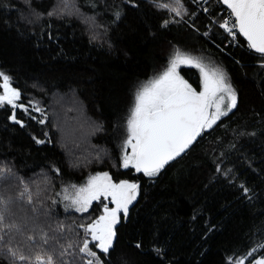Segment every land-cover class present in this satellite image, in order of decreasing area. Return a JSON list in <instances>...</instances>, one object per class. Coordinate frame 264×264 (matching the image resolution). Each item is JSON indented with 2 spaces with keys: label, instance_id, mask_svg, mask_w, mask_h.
I'll list each match as a JSON object with an SVG mask.
<instances>
[{
  "label": "trees",
  "instance_id": "trees-1",
  "mask_svg": "<svg viewBox=\"0 0 264 264\" xmlns=\"http://www.w3.org/2000/svg\"><path fill=\"white\" fill-rule=\"evenodd\" d=\"M216 1L183 0L187 12L177 16L152 0H0V71L27 108L15 109L21 125L10 119L11 106L0 107V197L7 201L0 228L19 227L0 233V264H15L9 247L33 259L52 255L55 264H86L85 240L104 264H230L264 242V57L227 43L198 8L213 15ZM176 50L223 70L237 106L148 177L123 167L108 83L123 80L137 91ZM177 71L202 90L199 68ZM99 171L139 185L107 257L81 227L103 213L105 200L80 212L61 197ZM25 187L31 203L20 195Z\"/></svg>",
  "mask_w": 264,
  "mask_h": 264
},
{
  "label": "snow or ice",
  "instance_id": "snow-or-ice-1",
  "mask_svg": "<svg viewBox=\"0 0 264 264\" xmlns=\"http://www.w3.org/2000/svg\"><path fill=\"white\" fill-rule=\"evenodd\" d=\"M152 2L157 8L167 9L177 16L187 12L183 0H172L171 3H163L161 0ZM25 3H29V0H25ZM222 3L230 12L229 19H225L220 27L234 38L238 30L239 34L246 38L248 47L264 57V0H222ZM115 15L117 19L120 18L119 12ZM169 22L165 20L162 26L166 27ZM180 65H194L200 69L201 91H196L180 76L177 71ZM0 89L3 90L0 92V107L5 104L11 106L14 111L10 119L22 125L16 118L15 109L19 107L27 111V108L23 104H17L21 92L12 86V78L3 71H0ZM236 106V91L223 70L218 68L209 70L197 58L176 50L166 70L144 83L135 94L127 120L128 135L124 142L125 149L130 147L131 151H125L123 167L132 166L137 172L155 177L165 165L189 149L203 130L211 128ZM36 111L40 109L36 108ZM37 143L44 141L38 140ZM70 187L74 192L70 196H65V199L70 200V206L80 212H86L91 203L101 197L112 198L115 207L109 208L105 204L103 215L86 227L81 225L85 232L90 234L92 241L97 242L94 246L107 257L110 251L114 250L115 225L119 221V214L123 211L127 216L128 206L136 200L139 185L128 181L113 183L109 174L104 172L90 177L87 184L81 187L77 188L76 185ZM243 190L245 193L249 191L247 188ZM20 195L21 197L27 195L28 202L31 203L32 196L27 187ZM0 205L3 209L7 207V201L2 197ZM3 209H0V225L5 221ZM11 229L19 231L17 225L11 224L0 228V233H7ZM28 239L34 240L33 237ZM42 239L45 244L48 243L46 236ZM3 241L4 236L0 235V242ZM260 249H264V242L258 243L235 260L229 257L230 264H245ZM79 252L91 257L86 264H104L97 252L91 250L87 240ZM7 254L12 257L15 264H55L52 255L38 254L33 259L22 253L18 255L11 247L7 249ZM63 254L62 252L61 255ZM250 264H264V256L251 259Z\"/></svg>",
  "mask_w": 264,
  "mask_h": 264
},
{
  "label": "rangeland",
  "instance_id": "rangeland-1",
  "mask_svg": "<svg viewBox=\"0 0 264 264\" xmlns=\"http://www.w3.org/2000/svg\"><path fill=\"white\" fill-rule=\"evenodd\" d=\"M211 70V68H207ZM214 69V68H212ZM157 77V76H156ZM155 78V77H154ZM153 79V78H151ZM149 81V80H148ZM146 83V82H145ZM108 95H107V103L109 106V111L114 116L116 122V142L119 148V152L121 155V158L123 159V155L125 151L128 152L131 151V148L128 147L125 149L124 142L127 139V120L130 115V110L133 107L134 104V98L137 91H133L130 89L127 82H124L123 80H113L108 83ZM214 109H210V111H213ZM105 172V171H104ZM103 171H99L97 173H91L86 176V178L78 183L76 186L81 187L85 184H87L90 177L97 175L98 173H104ZM113 182V181H112ZM115 183V182H113ZM74 190L72 188L68 189L67 191L63 190L61 197L64 200V206H70L71 202L70 200H66L65 196L72 195ZM100 199L105 200V204L108 205L109 208H112V202L111 197H101ZM72 207V206H70ZM104 209V207H103ZM102 213L101 215H103ZM100 215V216H101ZM98 219V218H97Z\"/></svg>",
  "mask_w": 264,
  "mask_h": 264
},
{
  "label": "built area",
  "instance_id": "built-area-1",
  "mask_svg": "<svg viewBox=\"0 0 264 264\" xmlns=\"http://www.w3.org/2000/svg\"><path fill=\"white\" fill-rule=\"evenodd\" d=\"M212 7L215 9V10L213 9L214 10L213 15L210 14V12H211L210 10L212 8L204 6V5H198V8L204 14L209 16L211 23L223 31V33L226 35V42L227 43H230L233 46H239L243 50L252 52V50H250V48L248 47V44L241 37H239L238 30H237V35L234 38L229 33H227L223 28L220 27V25L224 22L225 19H229L230 10L225 5H223L219 0L216 1L215 3H213ZM205 9H207V11H205ZM232 19H234V18H232ZM240 39H242L243 41H241Z\"/></svg>",
  "mask_w": 264,
  "mask_h": 264
},
{
  "label": "water",
  "instance_id": "water-1",
  "mask_svg": "<svg viewBox=\"0 0 264 264\" xmlns=\"http://www.w3.org/2000/svg\"><path fill=\"white\" fill-rule=\"evenodd\" d=\"M221 3H222V0H219ZM223 4V3H222ZM223 5H225V4H223ZM226 6V5H225ZM227 7V6H226ZM239 33V32H238ZM239 37H241L246 43H247V40H246V38L243 36V35H241V34H239ZM248 44V43H247ZM251 50V49H250ZM252 52H254L253 50H252ZM255 54H258V53H256V52H254ZM258 55H260V54H258ZM136 173H138L137 171H136V169L134 170ZM113 207H115V204L113 203ZM129 207V206H128ZM121 213H123V211H121ZM124 214V213H123ZM119 216H120V214H119ZM119 222V221H118Z\"/></svg>",
  "mask_w": 264,
  "mask_h": 264
},
{
  "label": "bare ground",
  "instance_id": "bare-ground-1",
  "mask_svg": "<svg viewBox=\"0 0 264 264\" xmlns=\"http://www.w3.org/2000/svg\"><path fill=\"white\" fill-rule=\"evenodd\" d=\"M78 5V4H77ZM100 10V9H99ZM85 11V10H84ZM93 12H94V10H92ZM89 12H90V10H89ZM91 13V12H90ZM86 14H87V12H86ZM105 18V17H104ZM61 145V144H60ZM60 147V146H59ZM61 149V148H60ZM63 150V149H62Z\"/></svg>",
  "mask_w": 264,
  "mask_h": 264
},
{
  "label": "flooded vegetation",
  "instance_id": "flooded-vegetation-1",
  "mask_svg": "<svg viewBox=\"0 0 264 264\" xmlns=\"http://www.w3.org/2000/svg\"><path fill=\"white\" fill-rule=\"evenodd\" d=\"M104 172V171H103ZM106 172V171H105ZM111 202H112V198H111ZM112 208H113V202H112ZM120 214H121V212H120Z\"/></svg>",
  "mask_w": 264,
  "mask_h": 264
}]
</instances>
